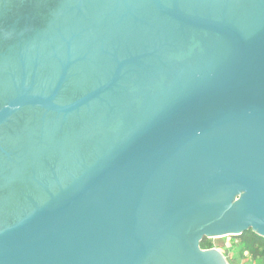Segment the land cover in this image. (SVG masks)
Masks as SVG:
<instances>
[{"label":"water","instance_id":"obj_1","mask_svg":"<svg viewBox=\"0 0 264 264\" xmlns=\"http://www.w3.org/2000/svg\"><path fill=\"white\" fill-rule=\"evenodd\" d=\"M110 5L121 48L90 90L62 97L70 47L48 91L26 73L11 89L0 65V130L27 110L87 117L42 201H0V264H227L200 243L264 238V0Z\"/></svg>","mask_w":264,"mask_h":264},{"label":"flooded vegetation","instance_id":"obj_2","mask_svg":"<svg viewBox=\"0 0 264 264\" xmlns=\"http://www.w3.org/2000/svg\"><path fill=\"white\" fill-rule=\"evenodd\" d=\"M104 1L83 0L80 12L76 9L78 0H0V65L7 64L9 87H20L22 74L26 73L27 82L36 75L37 87L52 89L62 63H67L69 47L74 59L80 60L70 72L63 98H75L78 91L86 92L103 79L109 71L103 54H113L115 48H121V42L111 31V22L107 23L109 26L104 22L112 12L110 0ZM73 37L76 39L72 40ZM86 121L87 117L80 124L70 117L64 122L62 118L27 110L3 127L0 145L11 156L8 159L0 151V158L7 161L4 164L10 170L6 185L0 182L5 185L0 189V201H42L39 186L55 181L58 167L54 162L70 159V167L76 168L73 159L78 150L71 138L84 128ZM42 168L47 170L49 180L42 177ZM66 173L64 177L68 178ZM211 240L205 238L200 249L210 250L203 249L202 244ZM215 249L220 251L216 246Z\"/></svg>","mask_w":264,"mask_h":264},{"label":"trees","instance_id":"obj_3","mask_svg":"<svg viewBox=\"0 0 264 264\" xmlns=\"http://www.w3.org/2000/svg\"><path fill=\"white\" fill-rule=\"evenodd\" d=\"M239 240L240 254H248L253 262L264 264V238L258 236L252 231L246 232L243 235L236 237ZM203 249L215 248L211 242H203ZM257 263V264H258Z\"/></svg>","mask_w":264,"mask_h":264},{"label":"rangeland","instance_id":"obj_4","mask_svg":"<svg viewBox=\"0 0 264 264\" xmlns=\"http://www.w3.org/2000/svg\"><path fill=\"white\" fill-rule=\"evenodd\" d=\"M214 244L228 259L229 264H257L253 262L248 254H240L238 246L239 240L236 237L226 236L212 239ZM259 264V263H258Z\"/></svg>","mask_w":264,"mask_h":264}]
</instances>
